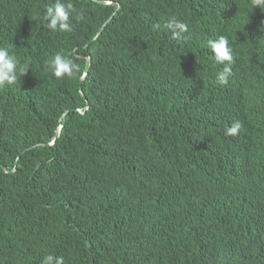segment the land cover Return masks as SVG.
Instances as JSON below:
<instances>
[{
	"label": "trees",
	"instance_id": "obj_1",
	"mask_svg": "<svg viewBox=\"0 0 264 264\" xmlns=\"http://www.w3.org/2000/svg\"><path fill=\"white\" fill-rule=\"evenodd\" d=\"M71 2L59 33L55 0H0V47L28 69L0 88V264H264V9ZM56 53L72 77L53 76Z\"/></svg>",
	"mask_w": 264,
	"mask_h": 264
},
{
	"label": "clouds",
	"instance_id": "obj_2",
	"mask_svg": "<svg viewBox=\"0 0 264 264\" xmlns=\"http://www.w3.org/2000/svg\"><path fill=\"white\" fill-rule=\"evenodd\" d=\"M253 8L264 9V0H251ZM75 11L71 0L62 2L55 0V3L46 8L45 19L48 21L47 27L52 32L71 33L73 31L70 16ZM166 27L172 32L173 39H179L188 26L172 18ZM208 48L213 54V59L217 65H221L222 70L216 73V80L220 85H226L232 74L233 55L232 48L229 45V39L226 36H220L218 39L209 40ZM48 67L54 77L63 79L72 77L79 70V66L72 59L61 53H56L49 61ZM26 67H20L19 61L14 52L6 47H0V88L6 85L15 84L21 76L27 72ZM242 125L239 121L234 122L225 130L227 136H237L240 133ZM41 264H65L62 256L47 254L41 261Z\"/></svg>",
	"mask_w": 264,
	"mask_h": 264
}]
</instances>
